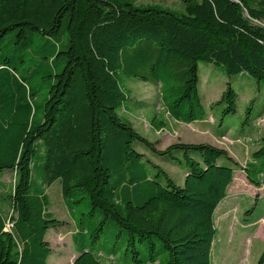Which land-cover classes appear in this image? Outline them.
Segmentation results:
<instances>
[{
	"label": "trees",
	"instance_id": "obj_1",
	"mask_svg": "<svg viewBox=\"0 0 264 264\" xmlns=\"http://www.w3.org/2000/svg\"><path fill=\"white\" fill-rule=\"evenodd\" d=\"M199 63L228 79L248 75L264 90V0H185L182 12L135 0H0V173H14L4 201L15 215L4 231L0 202V264H46V232L65 225L47 210L45 191L55 181L71 206L87 199L86 214L100 212L92 244L113 221L127 234L132 264H213L215 210L234 175L220 160L235 162L208 143L156 150L120 115L128 100L122 77L159 85L174 121H203ZM236 98L227 81L216 102L223 115L235 112ZM150 124L165 127L155 117ZM135 142L183 163V185ZM263 154L264 144L252 158ZM245 172L260 185L261 171ZM155 240L168 254L164 263ZM137 243H146L148 259ZM77 251L72 264H101L100 251Z\"/></svg>",
	"mask_w": 264,
	"mask_h": 264
},
{
	"label": "rangeland",
	"instance_id": "obj_2",
	"mask_svg": "<svg viewBox=\"0 0 264 264\" xmlns=\"http://www.w3.org/2000/svg\"><path fill=\"white\" fill-rule=\"evenodd\" d=\"M184 1L135 0V4L139 6L155 5L182 12ZM198 78V93L206 113L203 121L189 124L174 121L169 117L161 100L159 85L122 77L120 84L128 100L126 107L120 111V115L129 121L140 135L153 142L156 150H163L176 142L208 143L224 149L235 162L234 164L223 159L220 160L222 164L234 170L233 183L239 182L240 176H246L247 165L252 176H255V171H261L264 174V154L258 159L252 158V154L264 144L262 141L264 138V90L258 88L256 81L248 75L240 74L228 79L221 68L211 64H198ZM227 81L230 82L237 98L235 112L223 115L224 104H216V102L219 101ZM251 100L252 104L249 107ZM153 117L165 122V127L160 131L151 126L150 121ZM133 148L141 153L145 160L163 169L175 181L176 185H183L187 170L183 163L178 164L165 157L157 156L139 142H135ZM259 180L260 184H264L262 174L259 175ZM13 183V172L0 173L2 215L4 221L8 223L7 220H9L11 224L14 223L15 215L4 199ZM239 189V197L237 201L235 200L237 207L233 205L230 208L227 220L219 221L218 212H215L216 234L211 249L213 264H256L264 250V236H256L253 231V227L258 228L259 226H262L264 230V221L257 222L253 227L249 225L241 227L244 224H251L259 217L264 218V186H261L260 198L256 202L253 197L249 196V189L245 186ZM45 192L48 197L47 210L51 217L65 222L62 227L48 230L47 239L53 249L48 264H69L70 254L82 246L96 253L100 251L103 257H107L111 253L114 260L110 261L114 264H132L130 256L126 252L127 234L125 230L120 229L113 221H107L103 225L102 231H99V239L92 244L94 230L101 220L100 212L96 211L92 215H87L86 213L90 209L87 199L71 206L70 202L65 201L62 197L59 181L53 182ZM81 228L85 230L82 232ZM78 231L80 232L76 235L75 233ZM72 235L76 236V244L72 241ZM57 239H62L64 242L60 244ZM17 243L20 246L19 241ZM155 244L156 260L162 263L166 262L167 252L162 250L160 241L155 240ZM136 250L140 259L149 258L146 243H137ZM99 259L102 260L101 257Z\"/></svg>",
	"mask_w": 264,
	"mask_h": 264
},
{
	"label": "crops",
	"instance_id": "obj_3",
	"mask_svg": "<svg viewBox=\"0 0 264 264\" xmlns=\"http://www.w3.org/2000/svg\"><path fill=\"white\" fill-rule=\"evenodd\" d=\"M242 176H243V178H242ZM242 176L239 177V182H236V183H233V181H234V178H233V181H232L231 185L227 189L226 197L218 205V207H217L215 212H218L219 221L227 220L228 216H229V213H230V208L233 207V205L235 207H237L236 201H237V199L239 197L238 194H239V191H240V189H239L240 187L245 186V188L249 189V193L248 194H249L250 197L254 198L255 202H256V200L258 198H260V195H259L260 191L259 190H261V186H264V184L261 183L259 187H255V186L251 185L249 182H247L246 176H244V175H242ZM229 190H231V193H229ZM259 221H264V218L263 217H259L256 221L252 222L251 224H244V226H241V227H245L246 225H249V226L253 227V225H255L257 222L259 223ZM253 228H254V230H253L254 231V235H256V236H264V230H263L262 226H259L258 228H255V227H253ZM48 234H49V232L47 231L46 235H45V240L49 244V241L47 239V235ZM57 242L58 243L60 242V244H61V243L64 242V240L57 239ZM72 245H73V243H72ZM49 247H50V254H49L48 258H47L46 264H48V259H49L50 255L53 253V249H52L50 244H49ZM78 254H79V252L77 250L73 251L70 254V256L68 258L69 264H72L73 260L78 256ZM99 256L102 259L101 260V264H114L112 262L114 260V256L108 255L107 257H103L101 254H99ZM110 260H112V261H110Z\"/></svg>",
	"mask_w": 264,
	"mask_h": 264
},
{
	"label": "built area",
	"instance_id": "obj_4",
	"mask_svg": "<svg viewBox=\"0 0 264 264\" xmlns=\"http://www.w3.org/2000/svg\"><path fill=\"white\" fill-rule=\"evenodd\" d=\"M8 223L5 222V226L3 228L4 231L6 232H11L12 231V227H13V223H9L10 221L7 220Z\"/></svg>",
	"mask_w": 264,
	"mask_h": 264
},
{
	"label": "water",
	"instance_id": "obj_5",
	"mask_svg": "<svg viewBox=\"0 0 264 264\" xmlns=\"http://www.w3.org/2000/svg\"><path fill=\"white\" fill-rule=\"evenodd\" d=\"M246 15H247V13H246Z\"/></svg>",
	"mask_w": 264,
	"mask_h": 264
}]
</instances>
